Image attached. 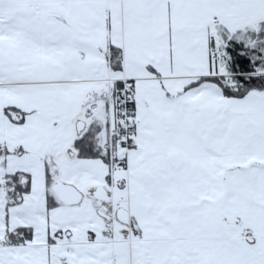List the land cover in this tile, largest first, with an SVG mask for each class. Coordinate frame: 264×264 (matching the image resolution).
I'll list each match as a JSON object with an SVG mask.
<instances>
[{
  "label": "snow or ice",
  "instance_id": "obj_1",
  "mask_svg": "<svg viewBox=\"0 0 264 264\" xmlns=\"http://www.w3.org/2000/svg\"><path fill=\"white\" fill-rule=\"evenodd\" d=\"M0 264H264V0H0Z\"/></svg>",
  "mask_w": 264,
  "mask_h": 264
}]
</instances>
